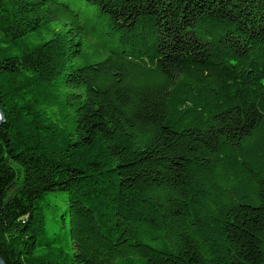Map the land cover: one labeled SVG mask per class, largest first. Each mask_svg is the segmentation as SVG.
Here are the masks:
<instances>
[{"label": "trees", "instance_id": "16d2710c", "mask_svg": "<svg viewBox=\"0 0 264 264\" xmlns=\"http://www.w3.org/2000/svg\"><path fill=\"white\" fill-rule=\"evenodd\" d=\"M0 107L7 264H264V0H0Z\"/></svg>", "mask_w": 264, "mask_h": 264}, {"label": "rangeland", "instance_id": "374dc122", "mask_svg": "<svg viewBox=\"0 0 264 264\" xmlns=\"http://www.w3.org/2000/svg\"><path fill=\"white\" fill-rule=\"evenodd\" d=\"M48 202L58 208V211L56 214H54L51 209L48 210V232L51 233V230L53 228L57 227V222L54 220L57 219L61 229L59 230L62 233V244L58 246V249L64 253V255L67 257L70 253H72L71 249V242L68 241V238H66L64 232L66 229H69V217L67 215V207H68V201L66 193H61L58 195H53L48 197Z\"/></svg>", "mask_w": 264, "mask_h": 264}, {"label": "water", "instance_id": "95a60500", "mask_svg": "<svg viewBox=\"0 0 264 264\" xmlns=\"http://www.w3.org/2000/svg\"><path fill=\"white\" fill-rule=\"evenodd\" d=\"M4 121H5V115H4V112L2 111V109L0 107V129H1V126L4 123ZM0 264H7L4 261V259L1 257V255H0Z\"/></svg>", "mask_w": 264, "mask_h": 264}]
</instances>
